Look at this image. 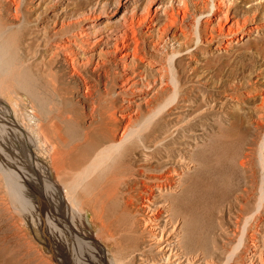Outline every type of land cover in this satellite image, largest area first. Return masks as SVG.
Returning a JSON list of instances; mask_svg holds the SVG:
<instances>
[{
	"label": "bare ground",
	"instance_id": "bare-ground-1",
	"mask_svg": "<svg viewBox=\"0 0 264 264\" xmlns=\"http://www.w3.org/2000/svg\"><path fill=\"white\" fill-rule=\"evenodd\" d=\"M245 1L253 11L263 6L262 0ZM77 2L56 0L51 7L47 20L53 21L51 31L61 39L47 46L49 48L44 53L53 66L50 74L54 86L65 96L76 91L78 97L90 100L82 105L89 110L88 124L82 126L77 110L73 109L55 120L42 116L36 110L26 116L27 111L23 115L15 107V115L26 119L20 122L12 115L9 105L0 99V220H6L13 237L31 243L29 232L20 224L19 208L11 206L8 200L12 198V204L17 201L24 213L32 216L36 228L42 226L48 239L53 238V248L57 246L59 251L72 249L69 257L64 254L67 264H133L132 260L125 261V248L121 247L120 236L117 237L113 225V219L119 218L115 212L120 207L123 214L132 216L131 228L128 229H131L128 236H133L131 242L135 246L139 241L137 234L141 232L142 245L139 247L143 253L147 250L153 255L151 264H180L178 258L182 256L184 225L193 211L201 203L208 202L215 191L211 193V185L201 187V183H192L188 179L187 171L193 168L189 151L184 150L172 162L169 160L171 149L160 160L155 158L171 141L180 137L185 127L178 117L167 132L157 135L166 118L165 113L173 103L179 106L180 94L184 92L177 81L176 63L185 55L191 62L199 63L203 45L222 50L251 37L261 29L257 14L242 16L238 12V0ZM46 6L45 0H0V39L6 35L17 38L15 35L29 25V15L40 13ZM41 56L43 58L44 54ZM148 71L155 72L152 78H147ZM4 79L0 81V98L17 92L4 85ZM263 90L260 94L262 102L255 108L258 112L255 123L262 133V152ZM109 96L113 98L110 100ZM30 118L31 124L27 122ZM32 133H36V138L31 136ZM40 157L47 158L50 166L44 164ZM254 161L253 153L246 152L236 165L253 182L252 189L255 186L250 191L242 190L234 198L239 209L238 220L245 224L252 217L247 216L243 192H248V202L257 198L258 204L253 213L256 226L252 227L256 233H251L252 241L229 252L235 264H264V246L259 242L263 234L255 230L264 225V156L260 170L254 168ZM235 168L230 169L232 179ZM43 173L46 179L42 178ZM199 187L200 193L197 192ZM173 201L180 203L178 212ZM45 209L48 210L47 217L44 216ZM36 214L42 216L38 217V223L34 218ZM89 220L95 223L94 235L87 233ZM238 232L235 229L233 235H238ZM37 252L34 251L35 254ZM53 252L55 254V250ZM135 259L137 262V256ZM193 262L211 264L200 255L193 257L191 264Z\"/></svg>",
	"mask_w": 264,
	"mask_h": 264
},
{
	"label": "rangeland",
	"instance_id": "rangeland-1",
	"mask_svg": "<svg viewBox=\"0 0 264 264\" xmlns=\"http://www.w3.org/2000/svg\"><path fill=\"white\" fill-rule=\"evenodd\" d=\"M55 1L56 0H45L47 4L45 10H41L40 13L35 12L29 15V25L31 24V26L28 25L26 29L22 30V32H18L15 35L18 39L11 37L10 35H6V37L4 36V38L2 37L0 39V50L2 49L0 51V81H2V78L4 77L3 84L9 85L11 90L15 92L17 91L11 96L7 95L0 99L4 101V104L9 105L12 115L15 119L17 117V120H20V122H24L26 119L23 116L18 118V116L15 115V107H18L23 115L27 111L25 114L26 116L29 112L32 113L36 110L42 116L49 118L53 117L55 120H59L62 115H64V112L73 109L78 112L77 115L79 116L78 119L80 124L86 126L88 124L87 119L89 110L83 108L82 105L90 100L78 97L76 91H71L65 96L54 86L50 74L53 66L48 63V55L44 53L45 49L50 47V44H54L56 40L59 41V39H61L60 36L55 35L54 32L51 31L53 21L47 20L48 13H50L52 9L51 7ZM88 1L93 0H78L77 3L85 4ZM262 2L263 6L255 11L249 8V4H247L245 0H238L237 2L238 12L241 13L242 16H247L248 14L251 15L254 12L257 14V23L261 26V29L253 34V37H246L234 47L224 48L222 50L213 49L211 46L203 45V50L200 51L203 56L199 63L191 62L187 58V55L183 56L182 59L176 63V71H178L177 74L179 73L177 81L178 84H180V87L183 88L184 92L180 94L181 100L178 102L179 106L177 107L176 104L173 103L170 110L165 113L166 118L163 120L161 127L157 131V135L167 132V130L175 124L178 117L183 121L182 123H185V127L184 130L181 131L180 137L178 136L171 141L165 149H162V153L155 156V158H157L156 160H160L161 156L163 154L166 156L165 154H167V150L171 149L169 151V160L172 162L175 161V159H178V155L182 154L184 150L189 151L192 158L193 168L187 171L186 175L188 179L191 180L192 183H201V187L204 186L207 188L205 185H211V193L215 191V193L211 194V198L208 202L201 203L199 208L193 211L184 225L181 241L182 256L178 258L180 264H191V260L193 261V257H196L197 255L204 257L211 264H235V262H233L234 258L229 252L236 246L238 250V248H241L245 243L251 242L252 234L256 233L253 228L256 226L253 213H255L257 208V198L248 202V192L247 194L243 192L242 201H247V216H252L245 224L244 221L240 222V220H238L239 209L235 199L236 195H240L242 190L247 189L250 191L255 188L254 186L252 189L253 182L250 179H247L242 170L238 169V166H236L240 157L246 152H252L255 159L254 168L260 170L262 168V157L264 156V152H262V149L260 148L262 133L255 123L258 118V112L255 108H258L262 102L260 94L264 89V0H262ZM22 33H24V36H22ZM8 38L9 42L7 41ZM16 43H19V45ZM42 54H44L43 58L41 56ZM31 68L34 70L32 71ZM154 74L155 72L148 71L147 78H152ZM250 92H252L253 95ZM17 95L20 97L18 98ZM12 96L14 98H12ZM9 97L12 98V100ZM109 98L111 100L113 96H109ZM78 99H82L80 103L78 102ZM119 103L121 104L122 100H120ZM16 104H19L20 108L19 105L17 106ZM30 113L28 115H30ZM161 116L162 115H160V117ZM27 122L29 124L33 123L31 118L27 119ZM70 125L73 126L72 123ZM257 133L258 135H256ZM35 134L36 133H32L31 136L36 138ZM200 134L201 136H199ZM17 145L22 146L21 143H17ZM32 150L36 152L37 149L32 147ZM38 152L39 151L37 150V153ZM205 158L208 159L205 160ZM40 160L44 164L50 166V162L47 158L40 157ZM32 166H34V164H32ZM201 166L203 169L200 168ZM231 167H236L234 170L235 173H233V179L230 175ZM45 172H47V169H45ZM49 172L51 173L50 170ZM42 178L46 179L44 173L42 174ZM3 185L5 194L7 198H9L10 196H8L7 187H5V184ZM200 189V187L197 189L198 193H200ZM257 195L259 194L257 193ZM11 199H8L11 206L16 205V207L19 208L18 217L22 221L20 224L27 229V233L29 232L28 237H30L29 240L31 243L27 244L25 241L21 242L16 237H13L14 234L7 227L6 220H0V264H44L45 262L47 264H51L52 262V264H57L58 261H60L58 264H67L64 260V254L69 257L68 255H70L69 253L72 249L69 251L63 248L65 250L61 249L59 251L56 250L57 246L53 248V246H55L52 242L53 238H51V240L48 239V234L42 226L38 225L37 228L40 229L38 230L34 225V219L32 216L25 214L21 205L17 201H14L12 204ZM173 203L175 204V211L178 212L180 203L177 201H173ZM47 213L48 210L45 209V217L48 216ZM115 215L119 216V218L115 217L116 219H113L115 220L113 225L117 231V237L120 236L119 240L121 242V247L125 248L124 258L127 257V260L125 261L128 262L132 260L133 264H147V262H149L148 264H151L154 260L152 258L153 255L147 250L144 254L141 249L142 247H139L142 245L141 232L137 234L139 241L135 246L134 243L131 242L133 236H128L129 231H131V229H128L129 227L131 228L130 224L132 216L123 214L120 207L117 208ZM38 217L40 219L42 216L40 214L35 215L34 218L36 219V223H38ZM90 218H92V215H90ZM87 229V233L94 235L96 232L95 223L93 224V222H90L89 220V222H87ZM235 229H238L239 232L238 235L234 236L233 231ZM92 230L93 232H91ZM255 230H258L263 234V236L260 235L261 238L259 242L264 246V225L258 228L256 227ZM44 232L47 236H45ZM4 240H7L8 242H4ZM47 244H52L53 246H48ZM50 247L55 250V254ZM17 248L18 250H16ZM129 248H131V250ZM135 248L138 252H136ZM25 250L29 252L27 253ZM37 250L39 252H37ZM34 251L35 253L37 252V254L39 253L38 256ZM23 252H26V254ZM133 252L134 254L137 253V255H134ZM42 253H45V255ZM29 255L31 256L29 257ZM136 256L137 262L135 259ZM30 258L33 259L31 260ZM35 258H38L40 263ZM41 258L44 259L42 260ZM202 261L204 260H201V262ZM194 264H199V262ZM201 264H204V262Z\"/></svg>",
	"mask_w": 264,
	"mask_h": 264
}]
</instances>
